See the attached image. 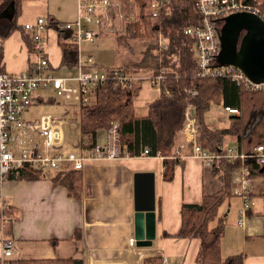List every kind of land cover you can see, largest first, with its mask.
<instances>
[{
    "label": "crops",
    "instance_id": "1",
    "mask_svg": "<svg viewBox=\"0 0 264 264\" xmlns=\"http://www.w3.org/2000/svg\"><path fill=\"white\" fill-rule=\"evenodd\" d=\"M78 2L24 0L19 15L26 20L20 24L23 26L39 16L73 21L78 15ZM127 4L122 16H137L136 0H127ZM105 27L97 29L99 35H105ZM45 48L49 72L73 74L70 68L61 65L62 48L56 29L49 30ZM35 59L23 30L14 31L5 40L2 64L6 71L28 70ZM161 91L144 81L134 98L137 113L145 115L148 105ZM41 92L42 89L37 92L35 101H56ZM220 116L227 120L220 126H226L230 113L225 107L220 109ZM107 132L99 133L98 143L108 142ZM177 142L182 147L178 151L182 163L175 166L171 180L164 178V157L150 155L145 149L136 156L128 153L117 159L87 160L80 171V196L69 194L67 186L53 178L56 170L42 172L35 178L10 177L0 188V257L2 241L9 237L15 241L12 260L77 258L84 264H144L146 259L157 257L163 264L167 257L174 264H199L200 239L177 235L182 222L181 208L183 203H200L204 193L218 190L221 182L211 167L193 154L192 145L185 144L183 133ZM235 145V141L229 142V147ZM147 171L155 173L156 236L152 245L131 246L130 238H136L135 174ZM233 184L235 193L237 183L233 181ZM251 185L256 204L246 211L242 225L238 223L243 205L240 195L235 193L241 200L240 207L234 196L228 199V208L223 210L226 226L221 252L224 258L242 254V264H264V177L254 179ZM233 206L238 209H234L232 219H228Z\"/></svg>",
    "mask_w": 264,
    "mask_h": 264
},
{
    "label": "trees",
    "instance_id": "2",
    "mask_svg": "<svg viewBox=\"0 0 264 264\" xmlns=\"http://www.w3.org/2000/svg\"><path fill=\"white\" fill-rule=\"evenodd\" d=\"M10 0H0V12ZM16 0V15L20 13L22 2ZM264 10V0H248ZM153 0H136L138 17L126 20L125 30L116 34L119 47H127L134 54L130 43L146 38L166 37L168 47L158 43L149 44L137 60L122 61L118 68L129 73L141 71L148 76L139 78L131 87H117L113 81L96 86L94 99L89 104L80 105L76 116L80 120L81 142L94 146L99 133L108 131L118 122L119 143L125 154L140 155L143 149L149 154L164 157V178L173 179L175 166L182 163L178 151V139L185 124V109L189 103L195 108L199 123V139L202 148L215 155L211 170L220 180L218 190L205 192L200 203H183L182 222L177 235L200 239L199 264H242V254L224 258L221 240L225 232V216L219 210L223 203L236 195L233 190L234 172L244 163L253 180L264 177V164L256 158L244 161L228 156L230 141H235L237 154L252 153L258 145H264V89L243 86L230 76H200L197 72V53L194 40L185 34V28L195 26L202 20L197 0H167L158 15L150 12ZM225 17L224 15H222ZM221 17V18H223ZM220 19V18H218ZM58 34L62 48L61 65L69 68L79 61V47L70 40L72 32L57 28L56 19L48 17ZM221 25L222 22H219ZM16 30H23L24 38L33 55V45L29 33L18 23L17 18H0V72L4 71V42ZM117 67V66H116ZM165 74L161 95L150 102L145 115L135 109L134 98L141 84L149 76ZM149 82V81H148ZM168 87L167 94L164 87ZM192 90L195 94H192ZM213 104L230 106L240 110L231 113L226 126L211 127L206 119ZM53 171V170H52ZM53 178L69 189V194L81 195V170L64 166L56 170ZM45 172L36 167H22L10 177L35 178ZM264 191V190H263ZM10 264H84L77 258L10 260ZM161 258L151 257L144 264H161Z\"/></svg>",
    "mask_w": 264,
    "mask_h": 264
},
{
    "label": "built area",
    "instance_id": "3",
    "mask_svg": "<svg viewBox=\"0 0 264 264\" xmlns=\"http://www.w3.org/2000/svg\"><path fill=\"white\" fill-rule=\"evenodd\" d=\"M253 1V0H252ZM167 0H153L150 12L158 15ZM202 20L195 26L185 28V34L194 40L197 53V72L200 76H230L239 84L256 89H264V82H253L239 67L220 65L218 56L222 49L220 28L223 24L222 15L232 12L249 11L262 17L264 10L248 0H197ZM111 0H79L78 18L75 21H56V27L72 32L70 40L79 47L83 40L94 42L99 35L98 28L107 25L111 20ZM220 18V19H218ZM219 22H222L220 25ZM51 25L40 17L34 23H26L24 29L29 33L36 59L28 70L20 72H0V188L10 178L11 174L22 167H36L44 171H55L64 166L82 170L87 160L117 159L125 155L120 143L118 122L108 130V142L96 143L88 147V142H82V152L76 154L63 151V126L77 119L76 113L80 105L93 101L94 88L108 81H113L117 87H131L141 78L134 73L126 72L118 67H102L91 56L80 57L77 63L78 72L74 77H62L49 72V58L45 48L44 32ZM162 48L168 47L167 39L162 34L158 39ZM164 73L149 76L148 81L153 86L163 88ZM40 89H49L52 98L69 102L64 114H45L39 118L26 119L24 113L35 102V96ZM170 94L168 87H164ZM192 94L195 91L192 90ZM55 95V96H54ZM228 113L238 114L240 110L226 106ZM71 116V119H69ZM185 144H191L194 155L200 156L207 166H211L215 155L200 145L199 123L194 106L189 103L185 109V124L182 130ZM184 146V145H183ZM148 153L149 149H145ZM228 156L239 157L244 161L256 158L264 164V145H258L252 153L237 154V146L228 147ZM233 181L237 183L235 193L243 198L239 225L243 224L247 210L256 204L253 195L252 181L248 167L243 163L234 172ZM131 246L137 243L135 237L129 240ZM15 241L5 238L2 241L0 264H10L14 255ZM163 264H174L165 257Z\"/></svg>",
    "mask_w": 264,
    "mask_h": 264
},
{
    "label": "water",
    "instance_id": "4",
    "mask_svg": "<svg viewBox=\"0 0 264 264\" xmlns=\"http://www.w3.org/2000/svg\"><path fill=\"white\" fill-rule=\"evenodd\" d=\"M16 0H10L0 18L13 20ZM220 65L239 67L253 82H264V20L249 11L232 12L221 19ZM264 169V168H263ZM155 173L135 174V235L137 245H152L156 236Z\"/></svg>",
    "mask_w": 264,
    "mask_h": 264
},
{
    "label": "rangeland",
    "instance_id": "5",
    "mask_svg": "<svg viewBox=\"0 0 264 264\" xmlns=\"http://www.w3.org/2000/svg\"><path fill=\"white\" fill-rule=\"evenodd\" d=\"M112 6H111V20L109 22L106 21L107 25L103 32L105 35H98L94 42H91L89 40H83L80 44V57L87 58L88 56H91L95 62L100 64L104 67H111L114 65H117L121 63L122 61H126V59H133L137 60L141 54H143L144 50L147 49V46L149 44L155 43L157 38L154 39H139L132 43L131 49L134 51V54H132L127 47H119L116 42L115 35L118 33L123 32L126 26V20H134L138 17L137 16H122L123 13H125L126 9L128 8L127 0H111ZM33 10V8H30ZM21 15V14H20ZM18 16L17 21L18 23H22L26 20L24 16ZM115 15V16H114ZM44 18L46 21L50 23L47 16H39L38 18ZM38 18L34 21L28 22V23H34L38 20ZM78 15L75 20H77ZM73 20V21H75ZM61 21V20H58ZM50 29H56L54 26H49L46 31L44 32L45 41L46 36ZM116 67V66H114ZM118 67V66H117ZM69 68V67H68ZM72 72V75L64 76L62 73H57L55 70H52V72L56 73L57 75H62V77H74L73 75H76L78 72V67H72L69 70ZM140 77L148 76V73H144L143 71L137 73ZM43 93H47L48 97L46 98L50 99V96H53V93L49 89H42ZM55 96V95H54ZM69 102H63L61 99H57L56 101L51 102H40L39 100H36L30 108L25 112L24 117L26 119H33V118H39L42 115L45 114H63L67 111V107L69 106ZM65 109V110H64ZM222 109L221 105L213 104L211 109L208 111L206 115V119L209 123H216L218 126L222 125L223 121H227L223 118V116H220L219 118V111ZM69 119H71V116H69ZM63 133H64V140H63V151L65 154H68L70 152H74L76 154H80L82 152V142L80 137V120L79 116H77V119L74 120L70 125L66 124L63 126ZM102 144V143H101ZM234 186V184H233ZM235 196V201L239 203L238 207L241 205V200ZM233 196V197H234ZM232 198V197H231ZM233 199V200H234ZM232 200V201H233ZM228 208V199L223 203V205L220 208V213L223 215L224 208ZM234 209L235 206L232 207V212L230 213L231 217L234 215Z\"/></svg>",
    "mask_w": 264,
    "mask_h": 264
}]
</instances>
